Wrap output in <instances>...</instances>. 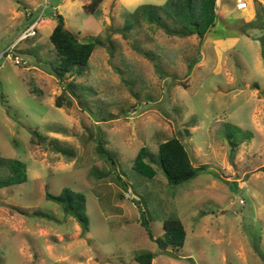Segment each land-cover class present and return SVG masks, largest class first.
<instances>
[{
  "label": "rangeland",
  "instance_id": "obj_1",
  "mask_svg": "<svg viewBox=\"0 0 264 264\" xmlns=\"http://www.w3.org/2000/svg\"><path fill=\"white\" fill-rule=\"evenodd\" d=\"M166 1L89 11L91 0H0V158L27 169L25 182L0 188V264H139L144 251L151 264H264V1L242 0L244 12L216 0L202 41L158 28L175 26L159 9ZM55 14L97 41L64 81L48 67ZM38 17L37 34L21 40ZM171 137L204 170L177 185L156 164L153 177L139 174L138 151L157 157ZM63 187L83 194L86 230L45 198ZM140 210L154 238L180 219L183 246L159 250Z\"/></svg>",
  "mask_w": 264,
  "mask_h": 264
},
{
  "label": "trees",
  "instance_id": "obj_2",
  "mask_svg": "<svg viewBox=\"0 0 264 264\" xmlns=\"http://www.w3.org/2000/svg\"><path fill=\"white\" fill-rule=\"evenodd\" d=\"M101 1L91 0L86 7L92 11ZM142 9L151 11L149 8ZM159 9L175 25L171 27L165 21L159 23L158 28L168 35L178 37L196 35L202 41L207 32H211L215 26L216 0H167L164 5L159 6ZM55 18L56 23L49 35L54 58L48 63V67L52 75L64 81L65 76L73 72L81 74V66L87 64L97 41H82L65 26L60 14H55ZM148 20H153L151 15ZM60 97L62 96H57L55 99L57 107L62 105ZM152 164L158 165L168 183L173 185L192 180L205 168L197 167L192 163L187 148L178 137H171L161 142L158 145L157 157L150 154L146 148H141L134 159L133 167L139 174L151 178L156 173ZM26 171L25 162L15 158H0V188L25 182L27 180ZM215 177L218 176L215 175ZM45 198L59 205L66 215L74 217L81 228L86 230L87 218L83 208L85 199L82 193L73 191L69 187H63L56 195L47 191ZM139 217L147 236L154 240L159 250L167 251L168 247L178 249L183 246L186 230L180 219L163 220V233L154 238L143 210H140ZM155 255L153 252L144 251L136 254L134 259L139 264H151ZM171 255L177 258L176 254Z\"/></svg>",
  "mask_w": 264,
  "mask_h": 264
},
{
  "label": "built area",
  "instance_id": "obj_3",
  "mask_svg": "<svg viewBox=\"0 0 264 264\" xmlns=\"http://www.w3.org/2000/svg\"><path fill=\"white\" fill-rule=\"evenodd\" d=\"M248 4L245 1L242 0H238L235 4V7L237 10L239 11H247L248 10ZM39 17L34 20L32 23H30L25 30H23L22 35L20 37V39H26V38H30L35 36L37 33V23H38ZM8 51L6 50L5 52L0 54V60L2 58V56H8Z\"/></svg>",
  "mask_w": 264,
  "mask_h": 264
},
{
  "label": "water",
  "instance_id": "obj_4",
  "mask_svg": "<svg viewBox=\"0 0 264 264\" xmlns=\"http://www.w3.org/2000/svg\"><path fill=\"white\" fill-rule=\"evenodd\" d=\"M264 1V0H263ZM236 74H237V82H236V86H235V88L236 89H239L240 87H238V84L240 83V84H242L241 83V81H240V72L238 71V73L236 72ZM241 88L242 89H245L246 88V86L245 85H241ZM234 152V149H232V151H231V154Z\"/></svg>",
  "mask_w": 264,
  "mask_h": 264
},
{
  "label": "crops",
  "instance_id": "obj_5",
  "mask_svg": "<svg viewBox=\"0 0 264 264\" xmlns=\"http://www.w3.org/2000/svg\"><path fill=\"white\" fill-rule=\"evenodd\" d=\"M246 12V11H245Z\"/></svg>",
  "mask_w": 264,
  "mask_h": 264
}]
</instances>
